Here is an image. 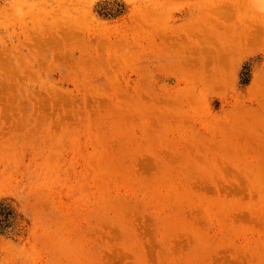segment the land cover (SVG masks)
Masks as SVG:
<instances>
[{"label": "rangeland", "instance_id": "obj_1", "mask_svg": "<svg viewBox=\"0 0 264 264\" xmlns=\"http://www.w3.org/2000/svg\"><path fill=\"white\" fill-rule=\"evenodd\" d=\"M0 264H264L252 0H0Z\"/></svg>", "mask_w": 264, "mask_h": 264}, {"label": "clouds", "instance_id": "obj_2", "mask_svg": "<svg viewBox=\"0 0 264 264\" xmlns=\"http://www.w3.org/2000/svg\"><path fill=\"white\" fill-rule=\"evenodd\" d=\"M252 3L258 12L264 13V0H252Z\"/></svg>", "mask_w": 264, "mask_h": 264}]
</instances>
